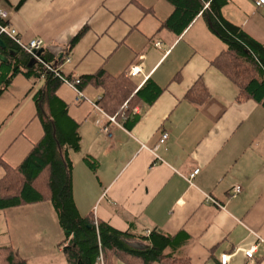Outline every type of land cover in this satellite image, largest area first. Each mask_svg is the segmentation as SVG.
Returning a JSON list of instances; mask_svg holds the SVG:
<instances>
[{"label": "crops", "instance_id": "0c3cea01", "mask_svg": "<svg viewBox=\"0 0 264 264\" xmlns=\"http://www.w3.org/2000/svg\"><path fill=\"white\" fill-rule=\"evenodd\" d=\"M254 1L225 0L220 14L264 46V6ZM198 2L202 10L179 35L161 27L174 11L166 0H0V11L21 45L41 41L53 66L61 60L65 79L103 72L106 83L122 76L133 88L114 115L99 104L103 87L88 84L79 95L61 83L52 97L72 133L63 154L81 218L135 244H159L169 259L221 264L226 255L227 264H250L244 251L256 247L251 264H264V106L239 101L236 86L212 64L226 44L209 29V2ZM6 41L3 51L16 57L19 73L0 94V163L15 168L44 136L34 96L46 77L26 76V54ZM197 82L207 95L201 104L187 98ZM42 107L48 117L47 102ZM234 187L241 191L232 196ZM46 203L0 211V248H51L64 257L57 245L66 234L53 205L27 209ZM13 212H28L17 238L16 222L7 220Z\"/></svg>", "mask_w": 264, "mask_h": 264}, {"label": "trees", "instance_id": "16d2710c", "mask_svg": "<svg viewBox=\"0 0 264 264\" xmlns=\"http://www.w3.org/2000/svg\"><path fill=\"white\" fill-rule=\"evenodd\" d=\"M166 1L173 5L174 11L161 27L178 35L202 10L198 0ZM203 1L209 2V29L226 44V49L215 58L212 64L236 86L239 101L254 100L264 106V46L249 38L239 27L229 24L222 18L220 8L225 0ZM79 37L80 35L71 41L69 49ZM0 40L7 43L3 37ZM0 54L7 58L6 63L0 62L1 94L19 70L15 62L16 57L8 56L3 50H0ZM25 56L29 61L30 56ZM40 58L56 70V66L61 62L60 60L53 66L51 63L55 61H52L46 52H42ZM37 64L39 72H34L35 68L32 67L27 70L26 76L40 78L44 74L46 77L45 90L39 91L34 96L44 136L17 167L9 168L0 163L4 170V175L0 179V211L45 202L52 203L62 230L68 233L66 239L57 245L65 257L66 264H97L100 254L103 264H114V260L125 264L156 262L189 264L185 260L169 259L161 255L160 245L153 242L143 243L147 246L146 249H135L130 244L137 241L112 230L105 224L94 223L89 216L81 218L77 214L72 199L70 166L66 155L63 154V147L71 142L72 133L64 119L65 110L61 107L55 108L53 104L56 99L52 98L61 85V81L46 71L40 63ZM106 80L107 77L103 75V72H99L94 76L81 78L77 89L82 91L88 84L103 87L105 95L99 104L109 114L114 115L121 111L123 104L130 98L133 88L122 76L108 83ZM206 96L199 82L187 94V98L197 104H201ZM46 102L52 118L50 115L46 117L43 113L42 105ZM0 264L27 263L18 260L11 249L0 248Z\"/></svg>", "mask_w": 264, "mask_h": 264}, {"label": "built area", "instance_id": "2783aa9c", "mask_svg": "<svg viewBox=\"0 0 264 264\" xmlns=\"http://www.w3.org/2000/svg\"><path fill=\"white\" fill-rule=\"evenodd\" d=\"M254 4L256 7L264 6V0H255ZM1 37L12 41L19 48V50H21L23 53L30 56L31 58H34L37 61V63H40L46 71L53 74L54 77H57L61 81V83L66 84V85H71L73 88H75L77 93L81 95V91L77 89V86L79 85V81L70 82L69 80L65 79L59 74V72L56 69H53L51 66L45 64L40 57H37L33 53V51H38L43 48L41 41H31L27 45H21L18 42L14 30H12L6 22V14L3 11H0V38ZM129 73L131 76H135L138 73V71L133 68L130 70ZM108 120L111 123L115 124L114 117H108ZM103 132L107 133L108 130L106 128H103ZM166 139H167V134H163L161 136L160 143H163ZM197 173H198L197 171H194L193 175H191V178H193L194 175H196ZM240 191L241 189L239 187H234V189L232 190V196L237 195L238 193H240ZM255 248L256 247H253V248H250L244 251V255L250 264L252 263V260H253ZM228 260H229V256L222 255L220 257L221 264H227ZM97 264H103V258L101 254L97 258Z\"/></svg>", "mask_w": 264, "mask_h": 264}, {"label": "rangeland", "instance_id": "374dc122", "mask_svg": "<svg viewBox=\"0 0 264 264\" xmlns=\"http://www.w3.org/2000/svg\"><path fill=\"white\" fill-rule=\"evenodd\" d=\"M50 203V202H49ZM49 203H46L44 206H40V207H32V208H27V209H50L52 210V206L51 204ZM53 211V210H52ZM13 213H18V214H12V216H15L16 217H9L7 218L8 222L10 220H12L13 222H16V223H13L12 227H13V230L15 231V234L14 236L16 235V238H17V224H20V230L22 229H25V226H22L23 223H26L25 220H27L28 218V212H13ZM21 213V214H19ZM2 215V214H1ZM0 215V216H1ZM32 217H34L32 215ZM54 217V216H53ZM11 218V219H10ZM51 218V215L50 217ZM6 219V216L4 217V220ZM55 219L56 217L54 218V222H55ZM1 220V218H0ZM45 220H50L48 218H46ZM57 221V220H56ZM32 228H28V232H30L29 230H31ZM47 229L49 231V235H51L52 233V228L51 226H47ZM33 231V234L35 235V232H34V229H32ZM66 235L64 236V234H60V238H63L66 237L68 235V233H65ZM9 235H11V232H9ZM13 235L10 236V238L12 237ZM47 242V241H46ZM15 248H13V253L15 254V257L18 259V260H21V261H25L27 264H61V263H64V257L61 255V254H58L56 252L55 249H49V250H43L42 253L41 252H37L35 250H32V249H26V248H23V247H19V245H15Z\"/></svg>", "mask_w": 264, "mask_h": 264}, {"label": "water", "instance_id": "95a60500", "mask_svg": "<svg viewBox=\"0 0 264 264\" xmlns=\"http://www.w3.org/2000/svg\"><path fill=\"white\" fill-rule=\"evenodd\" d=\"M4 49H5V45H4V43L2 42V40H0V50H4ZM7 52H8V54H10V55H14V54H15V52H14V51H11V50H9V51H7ZM42 52H43V49H40V50H38V51H33V53H34L37 57H40V55L42 54ZM60 58H61V57H60ZM0 62H3V63H6V62H7L6 58H5L4 56H2L1 54H0ZM36 63H37V61H36L34 58H30L29 61H28V63H27V68H31V67H33ZM130 245H131L133 248H135V249H139V250H143V249H146V248H147V246H144V245H142V244L131 243Z\"/></svg>", "mask_w": 264, "mask_h": 264}]
</instances>
